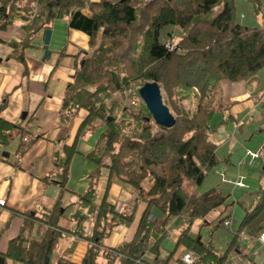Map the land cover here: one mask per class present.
<instances>
[{"label": "trees", "instance_id": "obj_1", "mask_svg": "<svg viewBox=\"0 0 264 264\" xmlns=\"http://www.w3.org/2000/svg\"><path fill=\"white\" fill-rule=\"evenodd\" d=\"M245 1L264 19L262 0ZM236 14V0H0V29L14 22L23 24V38L12 45V57L20 64L24 48L36 32L50 29L54 18H67L68 27L89 37V52L85 51L62 94L60 120L67 124L79 110L86 111L75 139L84 130L105 126L96 147L84 155L96 166L87 175L84 191L73 194L65 205L59 196L50 211L21 213L26 220L0 251V264L7 260L23 264H186L185 254L192 256L190 264L228 262L230 247L219 254L210 238L218 227H228L231 210L212 220L206 216L219 207L224 213V208L234 204L229 190L214 187L188 196L181 185L184 179L197 186L203 182L220 163L215 127L239 121L224 104L220 82L246 80L264 72V27L241 23ZM165 42L174 49L169 51ZM136 78L142 80L140 87L148 82L159 85L163 103L174 116L173 126L164 128L154 122L138 92H132ZM257 93L256 101L263 96L264 86ZM118 94L138 97L131 103L133 114L125 109L114 116L120 100L114 98L109 105L108 100ZM123 117L131 120L130 128L119 124ZM18 126L0 118V150L7 145L10 130ZM125 130L136 132L127 136ZM23 148L25 144L20 152ZM75 148L74 141L56 149L53 169L45 179L57 184L61 192L66 190ZM259 154L264 157V147ZM102 168L138 190L145 204L132 237L116 246L104 241L116 227L132 223L134 210L119 212L107 201L110 177L99 200ZM147 177L153 184L145 191L141 182ZM69 208L73 227L64 230L58 219ZM262 212L264 194L252 210L245 211L235 233ZM176 217L178 224L169 229ZM196 219L201 223L194 233L191 228ZM33 224L43 228L39 236L32 234ZM205 226L210 227L204 233ZM263 229L264 223L259 231ZM170 231L177 233V240L167 249ZM60 238L67 244L58 253ZM79 240L86 242V249L76 263L72 254Z\"/></svg>", "mask_w": 264, "mask_h": 264}, {"label": "crops", "instance_id": "obj_2", "mask_svg": "<svg viewBox=\"0 0 264 264\" xmlns=\"http://www.w3.org/2000/svg\"><path fill=\"white\" fill-rule=\"evenodd\" d=\"M236 4V15L241 23L251 27H264L261 13L252 4L245 0H236ZM22 26L21 22H14L4 30L0 29V104L3 105L0 118L19 125L10 130L7 135L8 143L0 150V251L5 250L8 240L18 235L26 220L21 213L50 211L59 196L65 205L73 199V194L84 191L88 183L87 175L96 167L84 155L96 147L100 134L105 129V126H100L95 130H84L75 139L77 130L87 115L86 111L79 110L67 124L60 120L62 94L66 85L72 82L75 67L85 51L89 52V37L68 27L67 18H54L50 23L48 53L43 49L45 29H41L24 48L22 65L12 57V45L18 43L24 35ZM220 86L224 104L229 107V113L239 121L215 127L213 137L220 163L205 176L200 185L184 179L181 188L188 196L199 195L214 187L229 190L230 200L234 204L224 208V213L223 207H219L206 216L207 220H212L231 210L230 220L226 223L228 227H218L210 239L219 254L230 247L227 261L236 264H264V245L258 241L259 227L264 223V212L240 229L239 234L235 233L245 211L252 210L258 196L264 194V157L259 154L258 157L251 158L248 154L260 153L264 147V94L258 101L255 97L257 90L264 86V72L259 71L253 77L241 81L223 80ZM248 94L254 97L249 98ZM221 129L224 131L220 132ZM22 137H27L28 141H22ZM74 141L77 152L70 161L66 190L61 192L57 184L45 179L53 169L56 149ZM23 144L25 148L20 152ZM108 177L110 186L107 201L114 204L119 212L134 210L132 223L116 227L104 241L108 246H116L132 237L145 204L140 202L138 190L115 175L109 176L107 168L101 170L99 200L105 193ZM152 184V178L148 177L141 182V189L147 191ZM239 202L241 204H237ZM69 212L71 208L58 219V226L64 230L73 227ZM178 222V217L172 219L168 228L173 229ZM200 223V219L194 220L192 232L196 233ZM209 227H204V233ZM42 231L43 228L33 224L32 234L36 232L38 235ZM176 240L177 233L170 231L165 248L172 249ZM66 244V239L60 238L56 251L62 252ZM85 249L86 242L79 240L72 254V261L78 263ZM180 250L181 247L174 256ZM8 261L10 260L6 264Z\"/></svg>", "mask_w": 264, "mask_h": 264}, {"label": "water", "instance_id": "obj_3", "mask_svg": "<svg viewBox=\"0 0 264 264\" xmlns=\"http://www.w3.org/2000/svg\"><path fill=\"white\" fill-rule=\"evenodd\" d=\"M50 38V30L46 29L44 33V46L45 53H48V41ZM138 94L142 101L145 103L146 108L150 112L154 122L164 128H170L174 125V116L170 113L168 107L163 103L160 93L159 85L156 82H148L143 84L138 89ZM107 117V120H111ZM264 168V165H263Z\"/></svg>", "mask_w": 264, "mask_h": 264}, {"label": "rangeland", "instance_id": "obj_4", "mask_svg": "<svg viewBox=\"0 0 264 264\" xmlns=\"http://www.w3.org/2000/svg\"><path fill=\"white\" fill-rule=\"evenodd\" d=\"M173 42H176L177 41V37H174L172 39ZM142 82L141 78H136V80L133 81L132 85H131V88H132V92L134 93H137L138 92V89L140 87V83ZM164 95V94H163ZM119 99L120 100V103H119V106L117 108H115V110L113 111V114L114 116H118V114L120 113L119 111L120 110H130L131 112L133 111L132 110V106H131V103H135L138 101V97L137 96H131L130 99L127 98V97H122V95L118 94L112 98H110L108 100V105L112 102L113 99ZM164 100H165V97H164ZM133 114V112H132ZM122 122H119V124L121 126H126V128H130V124H131V120H127V117H123V119L121 120ZM129 121H130V124H129ZM154 130H156L155 128H153ZM134 132L136 131H132V132H128V130H125V133H127L129 135H132ZM264 137V135L262 136V138ZM109 160H107L108 162ZM148 178V177H147ZM236 224V222L234 223ZM14 263H17V262H13V261H8V264H14ZM19 264H23V263H19Z\"/></svg>", "mask_w": 264, "mask_h": 264}, {"label": "built area", "instance_id": "obj_5", "mask_svg": "<svg viewBox=\"0 0 264 264\" xmlns=\"http://www.w3.org/2000/svg\"><path fill=\"white\" fill-rule=\"evenodd\" d=\"M262 9H263V15H264V0H262ZM165 47L169 50V51H172L173 49H174V45L172 44V43H170V42H165ZM249 98H252V97H254L253 95H251V94H248L247 95ZM242 122H241V120H240V122H239V124H241ZM220 132L222 131H224L223 129H221V130H219ZM24 140H27V137H24L23 138ZM248 152V151H247ZM248 154H250V156H251V158H254V157H258L259 156V152H255V153H252V152H248ZM238 185L240 184V183H237ZM258 241L261 243V244H263L264 245V229L259 233V235H258ZM182 260H183V262L184 263H186V264H190L191 263V261H192V256L190 255V254H185V255H183L182 256ZM226 264H236L235 262H232V261H228Z\"/></svg>", "mask_w": 264, "mask_h": 264}]
</instances>
